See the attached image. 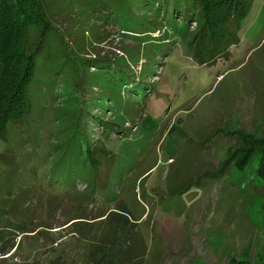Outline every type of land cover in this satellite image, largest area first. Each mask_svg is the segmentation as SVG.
<instances>
[{"label":"rangeland","instance_id":"obj_1","mask_svg":"<svg viewBox=\"0 0 264 264\" xmlns=\"http://www.w3.org/2000/svg\"><path fill=\"white\" fill-rule=\"evenodd\" d=\"M137 1L40 0L53 29L36 58L32 113L0 137V206L24 227L2 243L0 264H93L119 203L145 264H264V0L228 56L205 65L194 59L195 20L130 31L127 16H156ZM93 116L126 135L105 134ZM96 148L111 158L94 166Z\"/></svg>","mask_w":264,"mask_h":264},{"label":"trees","instance_id":"obj_2","mask_svg":"<svg viewBox=\"0 0 264 264\" xmlns=\"http://www.w3.org/2000/svg\"><path fill=\"white\" fill-rule=\"evenodd\" d=\"M252 3L253 0H138L133 4L139 7L138 10L144 9L156 16L154 19L139 16L137 23H134L126 15L124 23L134 33H153L160 24V18L168 21L171 19L172 26H175L173 20L176 16L181 17L182 25L195 20L194 59L200 65H205L227 57L229 49L238 43V31ZM124 9L127 13L126 4ZM31 28L39 30L37 40L26 50L20 48L22 41L28 42L27 34ZM52 29L50 21L45 18L40 0H0V137L5 141L10 126H21L31 116L29 88L37 69L36 58ZM96 62L101 63L100 60ZM107 68L110 71L114 67ZM93 119L96 126L105 129V134L108 132V135L114 134L121 138L127 133L126 129L122 131L116 123L105 125V119L94 116ZM244 138L247 147L257 146L256 142L248 143L250 136ZM91 152L89 160L94 166L99 165L96 155L111 158L110 153L103 149L96 148L93 155ZM258 176L264 181V165ZM7 215L6 210L0 206V255L2 243L24 229L14 224ZM106 224L111 236L102 239L92 252L93 264H145L147 247L139 236L132 212L119 203L107 213Z\"/></svg>","mask_w":264,"mask_h":264},{"label":"built area","instance_id":"obj_3","mask_svg":"<svg viewBox=\"0 0 264 264\" xmlns=\"http://www.w3.org/2000/svg\"><path fill=\"white\" fill-rule=\"evenodd\" d=\"M134 129H137L136 127Z\"/></svg>","mask_w":264,"mask_h":264}]
</instances>
